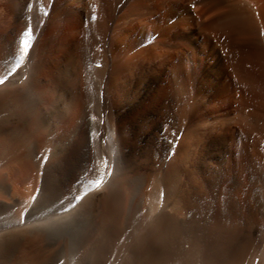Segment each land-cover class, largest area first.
Masks as SVG:
<instances>
[{"label":"bare ground","instance_id":"1","mask_svg":"<svg viewBox=\"0 0 264 264\" xmlns=\"http://www.w3.org/2000/svg\"><path fill=\"white\" fill-rule=\"evenodd\" d=\"M0 264H264V0H0Z\"/></svg>","mask_w":264,"mask_h":264},{"label":"rangeland","instance_id":"2","mask_svg":"<svg viewBox=\"0 0 264 264\" xmlns=\"http://www.w3.org/2000/svg\"><path fill=\"white\" fill-rule=\"evenodd\" d=\"M16 164V163H15ZM14 164V162H12V164L10 163L9 164V162L7 163V164H3V166H5L4 168H8L9 167V169H10V171H12V172H14L16 175V177H17V179H21V180H26L27 178V180H32V178L29 176V177H27V175L25 174V173H27L26 172V170H23L22 171V169L20 170V168H18L17 167V164L15 165ZM13 166V168H12V166ZM7 166V167H6ZM1 168H2V166H1ZM92 172H93V174H92ZM92 172H89V173H86V172H84L83 173V177H82V179L80 180V182H79V184H78V186L76 187V189L77 188H80L81 186V188L83 189L88 183H90L91 181H92V179H93V177H94V174H96V170H94V171H92ZM92 174V175H91ZM25 177V178H24ZM89 178V179H88ZM91 180V181H90ZM35 181V182H34ZM87 181V182H86ZM33 183L35 184L36 183V180L35 179H33ZM82 184V185H81ZM81 188L79 189V190H81ZM78 191V190H77Z\"/></svg>","mask_w":264,"mask_h":264},{"label":"snow or ice","instance_id":"3","mask_svg":"<svg viewBox=\"0 0 264 264\" xmlns=\"http://www.w3.org/2000/svg\"><path fill=\"white\" fill-rule=\"evenodd\" d=\"M45 15H47V13H45ZM29 31H30V29H29ZM29 31H26V32L24 33V35H25V36H28V35H29ZM28 50H29V49H28V41L25 40V41H24V47H23L22 51H23L24 53H27ZM20 59L23 60V56H21ZM76 199L79 200L80 197H76Z\"/></svg>","mask_w":264,"mask_h":264}]
</instances>
